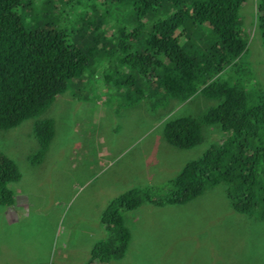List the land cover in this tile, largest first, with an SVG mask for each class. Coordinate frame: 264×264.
<instances>
[{
	"label": "trees",
	"instance_id": "obj_1",
	"mask_svg": "<svg viewBox=\"0 0 264 264\" xmlns=\"http://www.w3.org/2000/svg\"><path fill=\"white\" fill-rule=\"evenodd\" d=\"M244 2L0 0V129L34 118L32 162L54 134L53 118L36 116L67 89L78 101L92 99L88 87L102 86L101 94L113 89L119 107L144 98L168 109L171 100L179 104L197 94L215 100L194 116L163 114L161 135L171 146H195L205 127L206 135L221 136L159 192L135 186L111 199L100 217L107 235L93 244L85 264L124 255L131 232L122 210L144 200L185 203L207 183L223 182L237 212L264 217V85L248 87L245 72L236 69L248 44L239 11ZM254 8L264 44V0ZM230 67L236 80L225 77ZM19 176L15 161L0 151L1 203H13L8 183Z\"/></svg>",
	"mask_w": 264,
	"mask_h": 264
},
{
	"label": "rangeland",
	"instance_id": "obj_2",
	"mask_svg": "<svg viewBox=\"0 0 264 264\" xmlns=\"http://www.w3.org/2000/svg\"><path fill=\"white\" fill-rule=\"evenodd\" d=\"M254 7L255 0H245L239 10L248 44L236 69L245 72L248 87H261L264 44ZM226 76L236 80L231 67ZM88 88L92 99L78 101L67 89L36 116L54 122L38 162L29 159L38 147L34 118L0 129V151L20 172L8 183L13 203L0 202V264H85L93 244L107 235L100 217L111 199L135 186L159 192L221 136L206 135L205 127L202 141L190 148L162 137L166 112L194 116L214 105L200 94L179 104L171 100L170 110L144 98L119 107V92ZM122 214L131 232L126 252L93 264H264V217L234 210L223 182L207 183L185 203L156 206L144 200Z\"/></svg>",
	"mask_w": 264,
	"mask_h": 264
},
{
	"label": "crops",
	"instance_id": "obj_3",
	"mask_svg": "<svg viewBox=\"0 0 264 264\" xmlns=\"http://www.w3.org/2000/svg\"><path fill=\"white\" fill-rule=\"evenodd\" d=\"M9 212H10V210H9Z\"/></svg>",
	"mask_w": 264,
	"mask_h": 264
}]
</instances>
